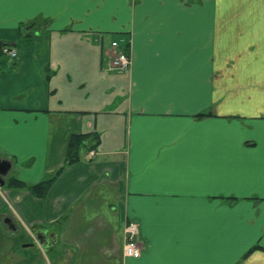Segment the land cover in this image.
Returning a JSON list of instances; mask_svg holds the SVG:
<instances>
[{"label":"crops","instance_id":"0c3cea01","mask_svg":"<svg viewBox=\"0 0 264 264\" xmlns=\"http://www.w3.org/2000/svg\"><path fill=\"white\" fill-rule=\"evenodd\" d=\"M106 37L129 45L132 67L85 109L71 59L94 65L88 39ZM0 44L18 53H0V216L13 201L45 230L40 258L264 264V0H0ZM94 132L99 147L57 175L72 136Z\"/></svg>","mask_w":264,"mask_h":264},{"label":"rangeland","instance_id":"374dc122","mask_svg":"<svg viewBox=\"0 0 264 264\" xmlns=\"http://www.w3.org/2000/svg\"><path fill=\"white\" fill-rule=\"evenodd\" d=\"M111 39H112L111 37H106V39L104 40V44H103V40H101L99 45L97 43H94L90 39H88L89 40L88 44L86 42L84 43L88 45L86 46L88 49V53L90 52L96 53L95 63L97 65H95V63L94 65L86 64V59L91 56L90 54H89V57H84L83 55H81V57L74 56L71 59L72 61L71 68H73L76 65L78 66L74 68L71 72V76L73 77V83H74L73 89L75 91H73V93L70 95L71 97L78 98L81 103L86 104V106H84L85 109H89L92 107L97 109V107H100L98 105H100L103 102V100L107 96H109L107 92L109 89L107 83L112 85V83H115V80L121 79L120 75H117V73H114L118 71L104 70V74L103 72H101L103 71L102 69V47L103 45L108 47L109 44L111 43ZM118 39H121V38H118ZM88 65L90 68H88ZM105 67H107V59H106ZM102 76H105V77L102 78ZM104 85H106L105 89L102 90ZM66 95H68V89H67ZM85 95L87 96L86 99L84 98ZM97 96L102 97V100L98 99L97 101L96 99ZM6 202H7V206L11 208L12 210L10 211L12 215L11 214L10 215L14 217L16 220H19L18 222H20V219L17 216L18 213L15 209V206L9 200H7ZM2 218L3 216H0V228L1 226H3L4 229H6V227L3 225L4 223L2 222ZM21 224L23 227L27 225L26 222L21 223ZM4 229L3 228L0 229V246L2 249L0 250V264H18L19 261L23 260L21 258V254L24 256L26 255L29 256L33 252L31 250L22 249V247L15 241L13 237L8 238V233H6ZM124 251H125V248H124ZM44 256L47 257V259ZM44 256L43 258L41 257L42 259L40 258L41 260H39L38 263L42 264L44 262L46 264H49L48 254L46 253Z\"/></svg>","mask_w":264,"mask_h":264},{"label":"built area","instance_id":"2783aa9c","mask_svg":"<svg viewBox=\"0 0 264 264\" xmlns=\"http://www.w3.org/2000/svg\"><path fill=\"white\" fill-rule=\"evenodd\" d=\"M3 52L11 57L17 56L15 49L4 47ZM107 69L118 72H127L132 67V56L129 46L124 40H113L106 51ZM139 225L136 222H128L125 229V256L137 259L142 254V247L139 240Z\"/></svg>","mask_w":264,"mask_h":264},{"label":"flooded vegetation","instance_id":"af4514ba","mask_svg":"<svg viewBox=\"0 0 264 264\" xmlns=\"http://www.w3.org/2000/svg\"><path fill=\"white\" fill-rule=\"evenodd\" d=\"M14 205V202L12 201ZM20 222L24 223L21 216L17 214ZM19 220H16L10 215L3 217V223L6 229L10 232L15 241L25 250H31L33 253L31 255H26L23 260L19 261L18 264H40V250H48L50 247L49 240L44 229L38 228L33 224H27L24 227ZM21 254V253H20ZM22 255V254H21ZM46 264V263H42Z\"/></svg>","mask_w":264,"mask_h":264},{"label":"trees","instance_id":"16d2710c","mask_svg":"<svg viewBox=\"0 0 264 264\" xmlns=\"http://www.w3.org/2000/svg\"><path fill=\"white\" fill-rule=\"evenodd\" d=\"M4 46H5L4 44L2 45L0 44V53L2 54H4L3 53ZM100 142H101V137L97 132L73 135L69 143L66 162L64 166L58 171L57 175L61 173L66 168V166L73 165L78 161H80L82 148L87 147L90 150H95L99 147ZM56 177L57 176H54L53 178L41 182L37 186H34V190L36 191V193L41 196L44 195L46 191L50 188V186L53 184Z\"/></svg>","mask_w":264,"mask_h":264},{"label":"water","instance_id":"95a60500","mask_svg":"<svg viewBox=\"0 0 264 264\" xmlns=\"http://www.w3.org/2000/svg\"><path fill=\"white\" fill-rule=\"evenodd\" d=\"M11 169V164L8 161H2L0 159V183H3V177L8 174Z\"/></svg>","mask_w":264,"mask_h":264}]
</instances>
